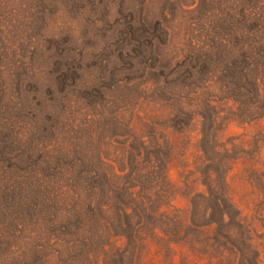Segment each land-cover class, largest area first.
<instances>
[{"label":"rangeland","instance_id":"374dc122","mask_svg":"<svg viewBox=\"0 0 264 264\" xmlns=\"http://www.w3.org/2000/svg\"><path fill=\"white\" fill-rule=\"evenodd\" d=\"M255 113L264 0H0V264H112L108 240L130 241L115 219L139 203L151 249L208 264L164 225L190 226L193 201L231 205L233 230L215 211L196 235L215 264H264Z\"/></svg>","mask_w":264,"mask_h":264},{"label":"trees","instance_id":"16d2710c","mask_svg":"<svg viewBox=\"0 0 264 264\" xmlns=\"http://www.w3.org/2000/svg\"><path fill=\"white\" fill-rule=\"evenodd\" d=\"M159 31L161 33L159 35V36H161V39L159 41L161 42L164 39L167 40L168 35H169L168 31L165 30L163 27L160 28ZM154 38L158 39V37H154ZM155 43L156 42L154 40L153 41L151 40V44H150L151 49L154 48ZM145 48L148 49V46H146ZM145 48L140 47V49H142L141 55L143 57H145L144 55H146V52L144 51ZM151 52L155 53L156 51L151 50ZM155 55L159 57L158 52H156ZM248 55H249V53L246 52V50H245L241 57L247 59ZM211 63H212V60H211ZM209 64H210V61H209ZM209 64H207L206 67L210 66ZM234 70H237V69L234 68ZM235 74H236V72H235ZM238 76L240 78H242L243 80L244 79H250L248 76V73L244 74L241 72L240 74H238ZM262 76H263V74H262ZM258 77H259V75H258ZM250 80H251V82H253L252 79H250ZM249 85L251 87V88H249V93H250L249 96L255 95V97H257V98L260 97V95H261L260 86L256 85V83H254V82H253L254 87L252 84H249ZM251 101H252L251 102V105H252L251 108L254 109L256 112H260L262 110V108L257 107L260 105V101L258 99L253 100L252 98H251ZM260 114L261 113H255L256 116L254 118H262L264 116V114H261V115ZM207 205L208 206L201 213L199 211L198 204L196 203V201H193V204H191V208H190L191 220L190 221L188 220L190 226H185L183 221H175V219L167 220L164 225L168 226V228L166 229V232H169L170 235H173V234L179 235V234H182L184 232H187L190 235H194V241H192V242L185 237L184 238L185 242H186L185 244H187V245H184V243H183L182 246L187 247V249L193 255H196L195 256L196 260H199L200 256H202V258H206L208 260V264H215L216 253H215L214 247H210L211 249H206V251H204V253H203L202 250L197 248V246H196V243H198L196 241V235L200 234V230L202 228L209 227L210 225H212L211 222H214L213 220L210 219V221L208 222V221H205V219L208 216L213 217L215 211H219L221 218H222L220 221V224H219L220 227H222V225L225 227L228 226V231H231V228L233 230L234 227L232 225H230V224L228 225L226 223V219L228 217H230L229 209H231V205L229 206L227 201H223V203L221 201H216V203H211V204L209 202V204H207ZM143 206H144L143 203H139L138 206L134 209L136 216L134 214H129L128 208L125 207V208H127V210L125 209L126 210L125 216H127V219L125 220L124 223H121L120 220H117V218L115 219L114 225H116L117 228H119V227L125 228V226L127 227V229L125 231L126 233L124 234V236H126L128 240L130 239V241L126 245H124V247L117 248L118 239H115L116 241L111 240V239L108 240V244L112 248V255H111V257L113 258L112 264H173V256H175L177 254H175V251H173L172 247H174V245H180V242L172 240V241H169L168 243H164V244L158 243L157 245L159 246V248L156 249L154 247L155 250L151 249L150 243H149V240L151 239L150 237L156 235V232L159 231V229H158L159 227H158V225H156V227L151 228V225L148 223V220L152 216L147 211V209L144 212V214L142 215L141 209H143ZM228 207H230V208H228ZM120 213H121V211L118 212V214H120ZM133 215L136 218H138L136 222L133 220ZM166 215L167 214H163L161 218H169ZM175 217H178V216H174L173 218H175ZM200 218H202L201 220L203 221V223L198 221V219H200ZM143 219H146V221H142ZM158 220L152 219L149 221H158ZM241 225L244 226L243 223ZM241 228H243V227H241ZM148 230H150V231H148ZM151 232H154V233L149 235V233H151ZM227 235H230V234H227ZM113 241H115L114 244H112ZM228 243H226V246ZM105 245L106 244H103L102 246H105ZM233 245H236V243L234 242ZM245 249H246L245 246H243L242 250H245ZM95 251H96V253H98L99 258H101V256L103 254L105 255V250L103 248H100L97 246ZM256 257H257V255H256ZM188 259H189V257H188ZM182 264H199V263L189 261L185 258L183 260Z\"/></svg>","mask_w":264,"mask_h":264}]
</instances>
